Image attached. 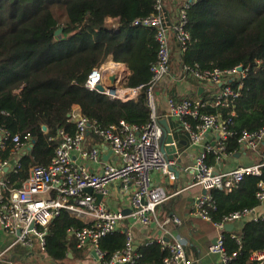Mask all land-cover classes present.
I'll use <instances>...</instances> for the list:
<instances>
[{"label": "trees", "instance_id": "1", "mask_svg": "<svg viewBox=\"0 0 264 264\" xmlns=\"http://www.w3.org/2000/svg\"><path fill=\"white\" fill-rule=\"evenodd\" d=\"M152 11L153 0H0V130L18 135L21 142L29 137L31 142L30 153L17 158L20 169L4 176L8 187H21L32 166L51 162L59 144L58 133L73 135L76 131L70 116L74 109L100 128L118 127L120 122L141 127L150 122L143 94L151 78L157 44L153 30L129 24ZM117 17L118 30L109 32L104 20ZM187 18L191 39L185 53L174 50L172 70L180 69L182 63L198 65L202 71L250 66L241 95L228 107L214 106L211 94L201 100L208 103L202 112L231 119L228 130L232 135L225 153L232 156L239 151L237 140L242 131L255 132L264 127V0H198L188 10ZM57 30L60 32L55 34ZM106 55L113 63L127 67L129 74L123 87H140V94L131 101L110 100L84 88L89 72L101 66ZM187 82L196 83L190 78ZM231 85L235 86L234 82ZM166 98L176 102L182 99ZM181 130L174 134L175 140L188 144ZM88 136L101 140L92 132ZM260 148L264 153V145ZM10 150L7 145L0 154L2 160L10 158ZM206 162L213 165V155H208ZM260 171V176H245L230 193L210 192L215 204L209 211L212 220L220 221L234 211L261 205L256 193L258 184L264 182V167ZM199 193V187L183 191L157 206L156 212L159 218L173 213L181 219L184 226L180 234L189 244L200 246L203 240L210 245L214 231L198 236L199 228L206 223L189 215V204ZM240 222L239 244L224 233V248L233 256L229 264H250L251 254L264 252V220ZM87 225L62 210L48 225L44 249L16 246L21 258L15 259L23 261L28 254L39 255L47 264H81L79 261L91 258L90 250L76 248L75 239L67 231ZM124 244L125 235L118 231L99 240L106 258ZM136 252L141 257L135 264H160L166 256L156 244L140 245ZM76 260L78 263H73ZM5 262L13 264L11 258Z\"/></svg>", "mask_w": 264, "mask_h": 264}, {"label": "built area", "instance_id": "2", "mask_svg": "<svg viewBox=\"0 0 264 264\" xmlns=\"http://www.w3.org/2000/svg\"><path fill=\"white\" fill-rule=\"evenodd\" d=\"M197 1L153 0L152 13L144 18H136L129 24L132 28L153 30L157 44L156 60L150 67L151 78L143 94L150 116V122L145 126H129L120 122L118 127L100 128L95 121H89L72 110L70 116L76 123L75 133L70 135L60 131L59 144L51 162L46 166H32L19 188L8 187L4 176L7 172L20 169L17 158L30 153L31 142L29 137L21 142L18 135L0 130V154L7 145L11 146L10 158L2 160L0 157V229L12 238L9 249L20 246L27 250H43L48 225L64 210L73 218L89 224L82 228H69L67 233L75 239L76 248L83 249L87 244L90 245L97 264H135L141 257L134 248L130 228L123 226L125 220L145 227L154 226L156 233L144 245L156 244L166 253L160 264H189L185 254L187 240L173 232L182 226V221L176 216L159 218L156 208L181 191L195 186L200 188L201 193L194 197L189 215L214 227L216 236L208 252L217 254L221 264H229L233 258L224 248V233H229L237 244L240 242L239 234L226 231L225 226L242 220H264V213L255 212L257 207L234 211L220 221L212 220L209 214L210 210L215 209L210 192L221 190L230 193L245 176H260V168L264 167V153L259 155L257 163L217 171L216 164L228 156L225 150L227 139L232 135L228 130L231 119L223 120L219 114L202 112L207 102L187 97L178 102L166 99L168 116L179 123L189 144H198L211 131L217 133V138L196 157L192 166V180L182 189H174V185L166 187L153 179V175L158 174L170 184L176 181V173L171 168L175 166L178 151L174 159L169 160L159 148L162 126L157 116L155 90L157 84L172 71L174 50L180 54L187 51L191 39L187 30V12ZM119 26L118 17L111 23L104 20V27L109 32L117 31ZM249 67L239 65L224 70L202 71L198 65L182 63L177 79L190 78L197 83L216 87L217 91L211 94L213 105L228 107L233 99L241 95ZM104 71L101 66L94 67L87 76L84 88L99 92L97 86L102 85L104 90L101 94L123 103L131 101L128 97L132 92L140 94V87L128 89L123 86H105L110 77ZM233 82L235 86L231 85ZM89 132L101 138L110 154L116 157L117 163L104 162L99 171L91 172L73 159V154H76L88 163L100 164V146L87 148L85 144ZM237 143L240 150L258 152L260 146L264 145V127L255 132L242 131ZM208 155H213V165L207 164ZM113 186H118L119 190L121 188L128 194V213L112 209L103 201L102 198L108 195ZM88 188L91 192L87 191ZM258 188L256 198L263 203L264 182H260ZM97 196H101L100 201ZM116 231L125 235L124 247L106 258L99 247V240ZM250 264H264V252L251 254Z\"/></svg>", "mask_w": 264, "mask_h": 264}, {"label": "crops", "instance_id": "3", "mask_svg": "<svg viewBox=\"0 0 264 264\" xmlns=\"http://www.w3.org/2000/svg\"><path fill=\"white\" fill-rule=\"evenodd\" d=\"M109 61L112 64L122 66V64L113 63L110 58H109ZM122 67L124 68L123 75L119 76L117 73L113 71L115 78H113V80L107 79L105 82V86H114V87L123 86L124 79L129 74V71L125 65H123ZM178 71L179 69L177 70L173 69L169 75L164 77L157 84L156 90H155V98H156V103H157V116L159 120L166 121V124L170 130V134L172 135L174 142L176 144L178 153L175 156L176 163L174 166V169L177 171L176 181L173 182V184H170L165 180V178H163L162 176L158 174H154L153 179L155 182L161 183L166 187L174 185V189H182L184 186L188 185L191 182L192 166L194 164L196 157L200 154V152L203 150V148L206 145L211 144L217 138V133L214 131H211V132H208L200 140V142L195 145H192L189 143L186 144L184 141H181L179 143L175 140L174 134L179 132L181 128L177 121L171 119L168 116L166 95L169 97H174L175 99L185 98L186 95H188L190 97L189 99L191 100L201 101L204 97L209 96L213 92L217 91V88L214 86L201 84L197 82L190 83V82H187V80L177 79V76L175 77L174 75H177L176 73H178ZM212 87H214L215 89H212ZM181 132L183 131L181 130ZM85 144L87 148L91 146L99 145L102 150V158H101L100 164L88 163L85 160L80 159L76 154H73V159L77 161L79 164L86 166L89 171L91 172L99 171L100 167L103 165L104 162L117 163L116 157H114L111 154L108 156L110 151L107 148V145L104 144L101 140L99 141L97 139H94L93 137L87 136ZM261 151H263L262 148L258 152L244 151V150L239 149V151L236 154L222 158L221 161L216 164L215 169L217 171H228L240 165H249V164L257 163L260 160L259 155L261 154ZM250 153L255 154V156H250ZM187 190H183V191H187ZM200 193H201V190H200ZM102 199L106 203V205L112 209L124 210L125 212H127V210L129 209V196L121 188L119 190L118 186L111 187L108 195L106 197H103ZM255 212H257L258 214L264 213V202L261 203V205L256 208ZM173 215H174L173 213L168 214V216H173ZM198 220L203 223H206L203 225V227L199 228L200 231L198 230L199 231L198 236H206L207 230L214 231V235L212 236L211 241H210V244H211L214 241L215 233H216L214 227L208 222H205L200 219ZM240 224L241 222L234 223L232 232L241 234ZM123 226L130 228V231L133 236V244H134L135 249H137L138 246L143 245L148 238L152 237V235L156 233V229L154 228V226L145 227L136 222L130 223L129 220H125ZM183 226L184 225L182 224L181 227H177L176 229H174L173 230L174 234L175 235L179 234L180 236H182L180 234V230L183 228ZM182 237L185 238L184 236ZM185 239L187 240V244H189V240L187 238ZM11 242H12L11 236L8 233H5L0 229V264H5L6 258H11L13 260V264H19L22 262V259H20L21 260L20 262H18V260L15 259V258H21L20 254L19 253L17 254L16 252V246L9 249V245L11 244ZM208 246L209 245L204 244L203 240L200 241V246L196 244H192V243L189 244L188 246L186 245L185 251L187 254L189 264H221L219 262L217 254H211L208 252ZM85 249L90 250V254H91V248L89 244L85 246ZM90 257H91L89 259L90 261L89 260H85L84 262L79 261V263L97 264L92 254L90 255ZM73 263H78V260L74 261ZM9 264H12V263L9 262Z\"/></svg>", "mask_w": 264, "mask_h": 264}, {"label": "water", "instance_id": "4", "mask_svg": "<svg viewBox=\"0 0 264 264\" xmlns=\"http://www.w3.org/2000/svg\"><path fill=\"white\" fill-rule=\"evenodd\" d=\"M59 32H60V30H57L55 32V34H58ZM239 70H241V68H239ZM110 80H113V78H110ZM97 90L99 92H102L104 90V87L102 85H98ZM160 124L162 126V137L160 139L159 148H160L161 153L164 156H166L169 160H172V159H174V154L176 153L177 147L174 144V139H173L172 135L170 134V130L166 124V121L160 120ZM42 130L46 131V127L42 126ZM109 155H110V152H109L108 156ZM4 171L6 172L7 168H5ZM171 171H173L174 173L177 174V171L174 168H171ZM87 191L91 192V189L88 188ZM97 198H98V201L101 200V196H97ZM126 213H128V212H126ZM233 227L234 226L232 224L226 225L225 230L230 232L231 230H233ZM91 254L94 257V253L91 252Z\"/></svg>", "mask_w": 264, "mask_h": 264}, {"label": "rangeland", "instance_id": "5", "mask_svg": "<svg viewBox=\"0 0 264 264\" xmlns=\"http://www.w3.org/2000/svg\"><path fill=\"white\" fill-rule=\"evenodd\" d=\"M111 14V13H110ZM110 61H109V57L106 55L105 56V58H104V60L102 61V65H101V67L103 68V70H105V74L109 71L108 69H109V67H110V65L112 64V63H110ZM116 65V64H115ZM124 64H122V66H123ZM116 66H119V68L120 69H117V70H115L114 72L115 73H117L119 76H122L123 75V73H124V68L122 67V66H120V65H116ZM113 72V71H112ZM172 75H174V74H172ZM175 77L177 76V75H174ZM108 77V76H107ZM122 78V77H121ZM129 89V88H128ZM212 89H215L214 87H212ZM186 97H188V98H190L188 95H186ZM250 156H255V154H253V153H250ZM233 230H231V233H234V232H232ZM36 249H38V248H36ZM35 250V249H34ZM19 264H47L46 262H45V260H41L40 259V257H39V255H34V256H31V255H29L28 256V254L25 256V259L21 262V263H19Z\"/></svg>", "mask_w": 264, "mask_h": 264}, {"label": "bare ground", "instance_id": "6", "mask_svg": "<svg viewBox=\"0 0 264 264\" xmlns=\"http://www.w3.org/2000/svg\"><path fill=\"white\" fill-rule=\"evenodd\" d=\"M117 19H108V20H106V22H108V23H111V22H114V21H116ZM110 64V63H109ZM117 69H120L119 68V66H116L115 64H111L110 65V67H109V71L106 73V75L108 76V77H110V78H115V76H114V74H113V72L112 71H115V70H117ZM104 73H105V71H104ZM136 95H137V93L136 92H132L131 94H130V96L128 97V100H132V99H134L135 97H136Z\"/></svg>", "mask_w": 264, "mask_h": 264}]
</instances>
